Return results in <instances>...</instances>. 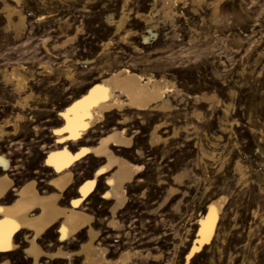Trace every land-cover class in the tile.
Returning <instances> with one entry per match:
<instances>
[{"label":"rangeland","instance_id":"1","mask_svg":"<svg viewBox=\"0 0 264 264\" xmlns=\"http://www.w3.org/2000/svg\"><path fill=\"white\" fill-rule=\"evenodd\" d=\"M211 1L169 4L172 11L168 16L164 14L168 8L154 9L161 7L159 0H127L124 26L135 31L134 40L139 42L141 33H148V25L136 17L137 12L153 17L157 34L148 39L143 50L136 51L125 42L124 50L117 52L116 44L102 51L100 43L109 37L118 41L113 23L124 0H0V122L13 119L19 110L14 103L17 97L31 93L26 110L21 109L25 118L20 121L19 132L0 140V153L12 155L11 172L15 177L24 173L17 168L20 160L14 154L46 151L56 141L53 130L61 123L58 109L69 103L78 86L63 79L64 65L83 68L70 60L75 55L105 59L115 53L127 61L148 52L174 59L172 65L168 64L169 77L185 94L177 101L179 110L173 116L177 127L187 120L185 111L193 103L191 95L216 96L217 101L202 103L197 131H180L172 143L148 144L154 119L134 117L135 121L127 125V133L133 137L127 153L138 158L130 159L132 162L142 166L129 182L128 201L118 213L123 216L122 228L129 225L132 238L125 239V231L118 238L112 235L107 246L113 256L127 247L161 254L157 260L145 259L139 264H264V0H220L216 11ZM12 6L24 14V27H14L16 14L8 20L6 10ZM69 35H75L74 39L60 47ZM45 63L51 67L49 74L42 72ZM12 65H20V70L27 72L25 87L19 92L12 82H4L1 74ZM225 103L229 104L226 109ZM115 120L112 116L89 128L92 140L85 136L70 149L95 143L110 129L107 123ZM94 158L92 153L81 156L75 162L76 175H91L99 162L95 164ZM42 164L43 159H36L32 170L42 175ZM184 164L189 176L196 173V180L160 208L158 204L168 188L167 183H160V177L169 181L171 173L181 171ZM104 181L102 177L101 184ZM101 191L97 189L87 200L93 216L108 214ZM220 194L227 199L215 232L186 262L197 233L194 221L204 213L207 202ZM48 243L45 239L44 245Z\"/></svg>","mask_w":264,"mask_h":264},{"label":"bare ground","instance_id":"2","mask_svg":"<svg viewBox=\"0 0 264 264\" xmlns=\"http://www.w3.org/2000/svg\"><path fill=\"white\" fill-rule=\"evenodd\" d=\"M126 1L124 0L120 15L113 23L114 34L118 35V41H113L110 37L106 38L100 43L102 51L116 44V48L119 49L117 52H120L124 50L125 42L130 43L131 47L138 51L146 45L150 37L157 34L153 17L137 12L136 17H140L148 25L146 31L148 33H141V41L134 40L135 31L124 26L128 16L125 11ZM159 1L161 9L157 6L154 9L158 11L168 8L164 12L168 16L172 11L169 4L185 3V0ZM219 2L220 0L211 1L214 11L217 10ZM6 11L9 21L12 14L17 15L18 19L13 24L16 29L26 25L25 16L18 8L12 6ZM69 36L57 45L60 47L66 45L75 35ZM47 54L55 55L50 52ZM92 58L78 57V55L71 57L70 60L77 68L83 67L80 70L64 65L66 67L63 70V79L78 86L74 88L69 103L58 109L61 123L53 130L56 141L52 145L50 143L51 147L46 151H23L13 155L20 160L17 168L24 173L22 177H15L11 172V153H0V232L3 233V242H0V264H44V262L139 264L145 259L157 260L161 256L160 253L152 252L150 249L139 251V249L129 250L127 247L113 256V251L107 246L112 235L118 238L125 231L124 238L131 237L128 231L129 225L122 228L123 216H118V213L128 201L127 186L141 172L142 164L132 162L130 159L138 160V158L129 157L127 153V149L133 145V137L127 133V125L135 121L134 117H139L143 121L154 119L147 135L148 144L172 143L180 131L191 130V133L197 131V119L202 113L200 111L202 103L208 100L217 101L216 96L198 93L191 95L193 103L188 111H185L187 120L182 126L177 127L173 125V116L179 110L177 101H181L185 94L169 77L171 67L168 64L172 65L174 59L158 57L148 52L139 58L126 59L127 61L120 60L115 53L105 59ZM21 68L20 65H12L1 73L4 82H12L17 92L21 91L26 83L27 72L24 74ZM41 68L46 74L51 71L47 63L42 64ZM30 97L31 93L27 92L22 97L15 98L14 103L19 106V110L17 109L13 119L0 122V140L4 135H16L19 132L22 126L20 121L25 118L21 109L29 105ZM228 106L229 104L225 103V109ZM112 116H116L115 122L107 123V125L111 124L110 129L102 133L95 143L79 144L78 149H70L75 145V141L85 140V136H87L86 140H92V137L88 136L89 128H96L99 123ZM87 153H92L95 157L93 161L95 164L99 162L91 175L88 172L85 176L76 175L75 162ZM36 159H43L41 169L45 172L42 175L37 174V170H32ZM25 160L29 162L26 163ZM238 170H240L239 165ZM195 176L196 173L193 177L188 175L184 164L181 171L171 173L169 181H164L160 177V183H167L168 188L158 206L163 208L177 194L183 193L185 191L183 188L196 180ZM102 177L105 180L104 184L100 182ZM101 188V197L105 203H108V214L93 216L89 212L87 200L93 192ZM66 196L69 198L67 199ZM226 199L225 194L210 199L204 213L194 221L197 224V233L186 255V262L194 251L213 236ZM45 239L50 243L44 245ZM19 252L18 258L15 259V254Z\"/></svg>","mask_w":264,"mask_h":264},{"label":"snow or ice","instance_id":"3","mask_svg":"<svg viewBox=\"0 0 264 264\" xmlns=\"http://www.w3.org/2000/svg\"><path fill=\"white\" fill-rule=\"evenodd\" d=\"M0 242H3V233L0 232Z\"/></svg>","mask_w":264,"mask_h":264}]
</instances>
